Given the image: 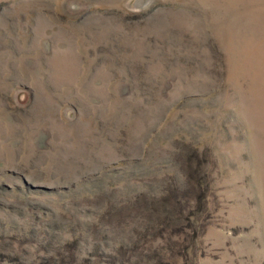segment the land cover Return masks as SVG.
<instances>
[{"label":"rangeland","instance_id":"1","mask_svg":"<svg viewBox=\"0 0 264 264\" xmlns=\"http://www.w3.org/2000/svg\"><path fill=\"white\" fill-rule=\"evenodd\" d=\"M0 264H264V0H0Z\"/></svg>","mask_w":264,"mask_h":264},{"label":"trees","instance_id":"2","mask_svg":"<svg viewBox=\"0 0 264 264\" xmlns=\"http://www.w3.org/2000/svg\"><path fill=\"white\" fill-rule=\"evenodd\" d=\"M174 178H176V176H175ZM176 182H177V184H178V185L176 186V188H178V187L180 186V184H181V183H180V180L178 179ZM171 194H172V193H171V191H170V195H171ZM167 196H168V195H167Z\"/></svg>","mask_w":264,"mask_h":264}]
</instances>
